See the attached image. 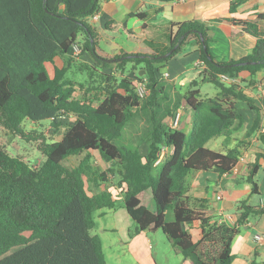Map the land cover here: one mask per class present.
<instances>
[{
  "label": "trees",
  "instance_id": "1",
  "mask_svg": "<svg viewBox=\"0 0 264 264\" xmlns=\"http://www.w3.org/2000/svg\"><path fill=\"white\" fill-rule=\"evenodd\" d=\"M101 1L0 0V264H108L101 237L91 231L96 225L95 213L115 208L118 193L135 223L136 234L162 230L174 251L192 264H232V244L239 228L219 232L213 222L214 211L194 205L187 178L194 171L232 174L239 165L242 151L250 144L238 142L234 135L248 122L240 101L256 114L245 136L250 139L258 134L264 143L262 108L234 81L264 71V11L206 23L172 22L167 27V43L162 44L141 42L127 31L142 47L110 54L99 43L110 35L89 22L99 14ZM245 1H233L231 12ZM211 23L228 28L232 36L252 35L255 46L239 59L217 60L210 49ZM106 28L114 30L110 25ZM74 44L93 62L83 64L91 72L104 68L124 74L129 63L133 71L144 70L137 78L145 83L146 97L139 95L132 77L120 80L107 72L101 73V98H90V90L83 84L79 86L85 93L77 97L78 86L63 78L66 66H55L53 75L47 68L57 56L71 62ZM187 51L198 52L203 65L201 78L193 80L182 96L192 111L189 134L180 125L172 127L160 114L166 109V115L173 116L165 103L170 97L162 82L163 70L170 59ZM222 76L233 81H224ZM202 82L215 84L218 93L203 97ZM141 108L150 109L152 124L144 151L119 143ZM25 120L49 121L52 133L65 131L61 139L51 142L43 133L26 132ZM15 135L41 138L43 163L32 165L11 155L9 146ZM219 139L220 146L213 147ZM95 151L117 168L116 194L109 187L89 189L85 177L98 174L101 182L108 180L107 173L92 170L90 153L76 167L64 164L71 156ZM261 156L245 165L241 174V179L252 185V193L259 189L256 177L262 167ZM241 208L240 225L251 216L264 214V207L245 201ZM192 223L201 227L199 240L189 232ZM216 233L221 236L216 239L220 249L209 254L203 244L214 240Z\"/></svg>",
  "mask_w": 264,
  "mask_h": 264
},
{
  "label": "crops",
  "instance_id": "2",
  "mask_svg": "<svg viewBox=\"0 0 264 264\" xmlns=\"http://www.w3.org/2000/svg\"><path fill=\"white\" fill-rule=\"evenodd\" d=\"M233 1L235 0H174L168 2L160 0H102L99 14L95 19L90 18L89 22L106 31L110 35L111 40L116 39L119 35L122 36V34L128 35L127 31H131L141 42L162 44L167 43V27L172 22L198 21L206 23L210 19L232 16L244 18L254 12L264 11V0H246L239 4L234 12H231L230 6ZM223 24L227 26L226 22ZM108 25L112 26L114 30H108L106 28ZM209 28L212 35L210 49L217 60L229 61L239 59L246 56L255 46L256 39L248 33L232 36L228 28L223 30L219 24L214 23L209 24ZM130 35L127 37L133 40ZM132 42H134V47L131 48V45H129L130 50L126 51L133 52L142 47V44L139 42L134 40ZM124 50H111L109 53L117 54ZM60 58L61 56H57L53 63H47L48 70V64H57L58 66V63L61 61ZM190 65L194 67L192 68ZM202 69L203 65L198 52L187 51L170 59L163 73L165 78L167 77L166 81L168 79L174 85L171 84L172 91H178L180 87L186 84L189 86L197 77L200 79ZM194 71L197 72L195 77H193ZM243 77L245 78L244 81L241 78L234 80L241 88L245 87L250 81H258L263 84V90L261 88H255L252 91L244 88V90L260 105L264 115V71L259 72L254 77H251L249 74H244ZM238 105L242 113L245 114L248 128L256 116L255 111L249 107L244 110L241 108L243 105L239 103ZM190 129L191 122L188 131ZM261 130L264 131V121ZM248 140L250 144L242 151L239 165L232 174L219 176L211 171H194L187 178L191 188L189 194L195 202V206L203 205L205 208L213 210V222L217 223L216 225L221 226V228H239L240 232L235 236L232 244V253L234 254L232 264H264V245H258L254 239L256 233L264 232V214L251 216L243 225L237 222L244 201L255 207H264V143L258 138V135H253ZM258 154H262L260 158L262 167L256 177L259 189L257 193H252L251 184L243 181L241 174L244 166L255 161ZM118 197L120 199L122 195H118ZM120 210L127 211L125 207ZM117 212L116 208L99 210L97 213L98 218H95L96 225L91 233L101 237L103 249H105L107 241V246L111 249L113 248L111 251L114 253H112L114 259L117 263H121L124 260V256L121 254L123 252L121 251V247L127 245L125 240L129 237L130 241L136 242L132 250L135 257L139 256L140 253L148 252L144 246L145 243L148 244V249L152 252L154 244L149 234L154 230H144L132 237L131 233L135 231L134 221L128 214L124 223H121L120 219L114 215ZM109 215L113 216L111 223H107L103 219ZM126 229L127 235L125 234ZM188 229L195 240H199L202 237L199 223L188 225ZM193 230L196 231L194 232L195 234H199L198 237L192 233ZM111 233L113 235L118 234L119 239L114 240L113 235H110ZM215 236L218 239L221 238L219 233H216ZM137 238H139L138 241H136ZM214 240L216 241V239ZM173 253L178 258L175 259L178 262L177 264H192L190 260L185 259L174 250ZM148 256L149 258H142L140 264H161L158 254L157 256H153V254L149 253ZM179 256H181L180 260ZM106 258L109 264L107 255Z\"/></svg>",
  "mask_w": 264,
  "mask_h": 264
},
{
  "label": "rangeland",
  "instance_id": "3",
  "mask_svg": "<svg viewBox=\"0 0 264 264\" xmlns=\"http://www.w3.org/2000/svg\"><path fill=\"white\" fill-rule=\"evenodd\" d=\"M127 36H128L127 34H122V36L119 35V37H116V39L114 40H111V39L108 40L107 37H104L99 40V43H100V46L103 49L107 50L108 52H110L111 50L121 51V49L130 50V47L128 46L131 45V48H133L134 42L132 41L133 40L135 41V39L133 38V40H131ZM79 39L81 40L82 36H80ZM60 59L61 61L60 63H58V67L62 68L66 66L64 70L63 78L69 82H74L76 86H78L77 92L75 93L77 97H80V96L83 97V94L85 93L81 91V87L79 86V84H83L85 89L90 90L88 94L90 98H93V99H95V97L101 98L102 95L99 92V87L100 85H103V82H104L103 81L104 77L102 76L101 73H105V72L115 73L117 78L120 80L126 76L132 77L135 81L136 86L140 83V80L139 78H137V76H142L144 74V73L140 74V72L144 70L133 71L131 69L132 67L130 63L127 65L126 70L124 71L125 72L124 74L121 72H118V70L113 71V70L104 69V68L102 69L98 68V71L91 72L89 68L83 66L84 63H87V64L93 63L91 59L89 58L88 54H84V53L73 55L71 62H67L66 57H61ZM55 66L57 67V64H48L51 75H53L54 73ZM190 66L192 68L194 67L193 65H190ZM196 73L197 72L194 71L193 77L196 76ZM166 78L163 73L162 82L165 85V87L168 89V93L170 97L169 99L166 100L165 103L166 105L170 106L173 116L170 117L169 115H166V112H165L167 111L166 109L163 110L160 114L164 115L166 117V120L171 122V120L174 119L177 113L180 112L181 114L180 127L184 128V130L189 134L188 130L190 127V122H191L190 117L192 118V111L185 103V100L184 99L182 100V96L191 87V84L189 86L186 84L185 86L180 87L178 91L177 90L172 91V86H171L172 83H170L168 79L166 81ZM196 79L199 80V77H197ZM199 88L201 90V94L203 97L215 96L217 92L219 91V88L211 82H202L200 83ZM244 88H246L249 91L255 90V88H261L263 90V84L259 83L258 81H250L248 84L245 85V87L241 88L243 92L246 95H248L245 92ZM137 92L142 98L146 97V90H144L142 94V90L140 89L139 86H137ZM252 100L255 103H257L253 98ZM179 101H180V104L178 105V108L173 109L175 103L178 104ZM239 104L243 105L241 106V108L244 110L245 108L249 107L247 103L244 101H240ZM150 115H151L150 109H143V108L138 109L135 116L125 127L123 136L121 140L119 141V143L132 145L134 147H139L142 151H144L147 147V134L149 130H151L152 128V124L150 121ZM74 118L75 117L72 116L71 120H73ZM23 127L26 132L35 131L36 132L35 134L43 133L46 136L47 140L51 142L61 139L65 131V128H62L56 133H52L51 129L53 128L50 127L49 121L32 122L31 120H25L23 123ZM247 129H248L247 126H245L243 129H241L240 131L234 134L238 142L241 140H244L245 142L250 143L248 138L245 136ZM255 135H258V134H255ZM11 139L12 140L9 146V152L11 153V155L22 157L26 162L32 165L43 163V161L45 160V155L40 149V145L42 143L41 138L39 140L25 139L21 137L20 135H15L11 137ZM211 145L213 147L220 146V140H216ZM88 153L91 154L89 158V163L91 165L92 170L95 171L96 173L105 172L107 173V176H108V180L106 182H101L100 181L101 179L98 177V174H93V176H91L90 178L85 177L87 180L89 189L92 191H97L99 189H105L109 187V189L116 194L118 192V190L115 187V185L118 183V178L116 176L117 168L111 162L104 160L100 156L99 152H96V151L95 152H84L78 155L71 156L64 161V164L68 167H76L81 163V161L86 157ZM112 168L115 169L114 172L109 171V169H112ZM116 195L120 196L121 193H118ZM123 207H125L123 198L119 199V197H117V204L115 208L118 210V212L114 213V215L116 218L120 219L121 223H124V220H126L128 216L127 211L120 210ZM97 213L98 211L95 213V218H98ZM112 218L113 216L109 215L103 219L105 222L111 223ZM216 227L218 231L222 230L221 226H216ZM194 232H196L195 230H193L192 233L196 237H198L199 234H195ZM125 234L127 235V229H126ZM110 235L112 236L113 234L111 233ZM215 235L216 234L212 235V239H218ZM131 236L132 237L136 236V233L135 232L131 233ZM112 237L114 240L119 239L118 234H114ZM149 237L152 238L154 249L152 250V252H150L148 249V244L145 243L144 246L146 247L148 252L147 253L144 252L145 254L140 253L139 256H136L137 258L134 256V253L132 251L133 245L136 242L130 241L129 237H127L128 239L125 240L127 242V245L121 247V251H123L121 254H123L124 256V260L121 263H117V261L114 259V256H113L114 253L111 251L113 248L112 249L109 248L107 246V241H106L104 252L108 256L109 264H140L142 262V258L144 259L145 257L149 258L148 256L149 253L153 254V256H157L158 254V258L161 264H177L178 263L177 260H175L178 258H176L175 254L173 253L174 249L172 248V245L168 237L166 236V234L162 232V230L151 231L149 234ZM138 240L139 238L136 239V241ZM219 244L220 243L215 240H205L203 247L205 250H207L209 254H214L216 252V249L218 248L220 249ZM140 245H142V243H140ZM180 259H181V256H179V260Z\"/></svg>",
  "mask_w": 264,
  "mask_h": 264
},
{
  "label": "built area",
  "instance_id": "4",
  "mask_svg": "<svg viewBox=\"0 0 264 264\" xmlns=\"http://www.w3.org/2000/svg\"><path fill=\"white\" fill-rule=\"evenodd\" d=\"M96 17H97V15L94 17H91V18L95 19ZM81 52H82V49L79 46V44H74L73 45V55H78ZM222 79L224 81H227V82L228 81L231 82V80H232L226 76H222ZM137 86L140 87V89L142 90V94H143L145 83L140 82ZM180 120H181V114H180V112H178L177 115L174 117V119L171 120V122H170L171 126L172 127H178L180 125ZM164 154H165V149L162 151L160 160L163 158ZM254 239L258 245L263 246L264 245V232L256 233L254 236Z\"/></svg>",
  "mask_w": 264,
  "mask_h": 264
},
{
  "label": "water",
  "instance_id": "5",
  "mask_svg": "<svg viewBox=\"0 0 264 264\" xmlns=\"http://www.w3.org/2000/svg\"><path fill=\"white\" fill-rule=\"evenodd\" d=\"M143 73H144V71H141V72H140V74H143Z\"/></svg>",
  "mask_w": 264,
  "mask_h": 264
}]
</instances>
